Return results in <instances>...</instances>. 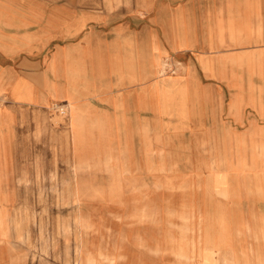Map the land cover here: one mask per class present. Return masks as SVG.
<instances>
[{"label": "rangeland", "instance_id": "rangeland-1", "mask_svg": "<svg viewBox=\"0 0 264 264\" xmlns=\"http://www.w3.org/2000/svg\"><path fill=\"white\" fill-rule=\"evenodd\" d=\"M41 1L112 19L146 18L142 6L156 0ZM211 5L222 94L186 107V125L168 107L167 131L152 141L162 170L76 188L64 103L10 104L0 124V264H264V0ZM181 67L165 56L159 75Z\"/></svg>", "mask_w": 264, "mask_h": 264}, {"label": "crops", "instance_id": "crops-1", "mask_svg": "<svg viewBox=\"0 0 264 264\" xmlns=\"http://www.w3.org/2000/svg\"><path fill=\"white\" fill-rule=\"evenodd\" d=\"M142 8L146 18L108 19L66 3L0 0V124L10 104L64 103L76 188L105 186L113 172L162 170L152 141L167 131L168 107L179 106L170 114L186 125V107L205 109L222 94L211 0ZM165 56L182 64L177 74L159 75Z\"/></svg>", "mask_w": 264, "mask_h": 264}]
</instances>
